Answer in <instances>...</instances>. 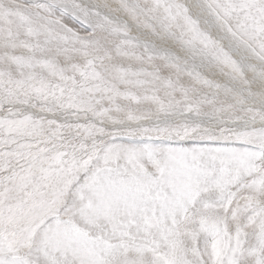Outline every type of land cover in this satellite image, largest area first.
Returning <instances> with one entry per match:
<instances>
[{"label": "snow or ice", "instance_id": "1", "mask_svg": "<svg viewBox=\"0 0 264 264\" xmlns=\"http://www.w3.org/2000/svg\"><path fill=\"white\" fill-rule=\"evenodd\" d=\"M0 264H264V0H0Z\"/></svg>", "mask_w": 264, "mask_h": 264}]
</instances>
